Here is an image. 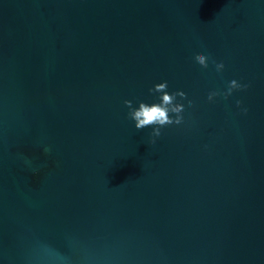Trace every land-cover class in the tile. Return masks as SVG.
I'll list each match as a JSON object with an SVG mask.
<instances>
[{
	"label": "water",
	"instance_id": "95a60500",
	"mask_svg": "<svg viewBox=\"0 0 264 264\" xmlns=\"http://www.w3.org/2000/svg\"><path fill=\"white\" fill-rule=\"evenodd\" d=\"M0 264H264V0H0Z\"/></svg>",
	"mask_w": 264,
	"mask_h": 264
},
{
	"label": "clouds",
	"instance_id": "9594fccd",
	"mask_svg": "<svg viewBox=\"0 0 264 264\" xmlns=\"http://www.w3.org/2000/svg\"><path fill=\"white\" fill-rule=\"evenodd\" d=\"M210 57L203 54H196L194 55V60L203 68L208 67ZM213 64H215V68L217 72H222L225 65L220 62L217 63L215 60L212 61ZM168 87L167 81L156 84L152 89L149 91H155V92H162L163 95L160 97L161 103H153L151 105H148L146 103L141 102L139 105V108L137 110H133L129 113L130 119L135 121V128L136 129H143L146 127L158 125L159 127H155L153 132L151 133L152 136H160L161 135V128L171 125V124H181L183 122V118L180 116H177L175 120L170 118L169 116V107L168 105H171L173 100L175 99V96L179 94L181 97L186 98V94L182 91L178 93H171L169 94L166 89ZM249 85L247 84H241L237 80L233 79L229 82L227 90L224 92L219 91H213L210 92L208 95V100L211 101L214 96H222L225 100L233 94L234 90H244L247 89ZM237 106L239 107L241 105V101H236ZM189 104L191 105V101H189ZM125 105L128 107H131V101H125ZM171 111L173 113H180L183 111L182 105H176L171 108ZM243 111L246 113L247 109H243ZM155 143V141H152Z\"/></svg>",
	"mask_w": 264,
	"mask_h": 264
}]
</instances>
